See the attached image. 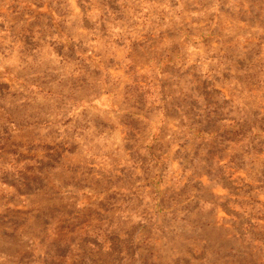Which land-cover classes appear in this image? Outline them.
<instances>
[{"label": "rangeland", "instance_id": "1", "mask_svg": "<svg viewBox=\"0 0 264 264\" xmlns=\"http://www.w3.org/2000/svg\"><path fill=\"white\" fill-rule=\"evenodd\" d=\"M0 264H264V0H0Z\"/></svg>", "mask_w": 264, "mask_h": 264}]
</instances>
